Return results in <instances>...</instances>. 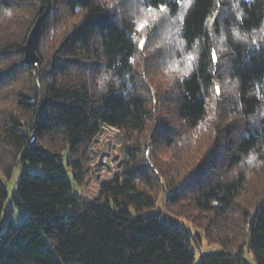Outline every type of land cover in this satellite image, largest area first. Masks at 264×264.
<instances>
[{"label": "trees", "instance_id": "obj_1", "mask_svg": "<svg viewBox=\"0 0 264 264\" xmlns=\"http://www.w3.org/2000/svg\"><path fill=\"white\" fill-rule=\"evenodd\" d=\"M103 125L124 158L84 201L72 182ZM0 156L44 166L17 180L20 223L3 217L0 180V264H192L173 205L193 188L196 208L224 217L209 226L221 249L198 264H246L245 247L264 264V186L239 198L264 162V0H0ZM159 200L165 216L143 214Z\"/></svg>", "mask_w": 264, "mask_h": 264}, {"label": "rangeland", "instance_id": "obj_2", "mask_svg": "<svg viewBox=\"0 0 264 264\" xmlns=\"http://www.w3.org/2000/svg\"><path fill=\"white\" fill-rule=\"evenodd\" d=\"M126 5L128 4H124L122 7H125ZM166 35L169 36V33ZM91 148L93 152V161L91 162L90 173L85 178L87 180L83 184H80V186L72 182L73 190L76 193H80L82 200L84 201H91L98 195L100 184L103 181L111 180L115 176L120 167V163L124 158V147L121 135L119 130L115 127L111 128L103 125L101 127L100 134L92 142ZM3 158V156H0V180L6 184L8 191L3 217L6 219H12L15 223H20L26 216V212L22 211L18 205L12 202V194L14 193V189L17 185V180L24 168H27L31 172L42 173L44 166L40 163L31 164L25 162L14 166L12 169L11 165L14 161L13 157L5 159L4 163L2 162ZM235 167L237 170L243 169L242 165H235ZM9 173L11 174L9 175ZM245 175L249 179L248 182L251 181L254 183V189L247 190L243 193L244 195L242 194L243 196L239 198L242 206H249L255 199L254 193L257 192L256 189L264 186V162L262 167L260 166L259 169L255 167L254 169L249 170V173L245 171ZM195 180L198 181L197 179H194L189 184L191 187L197 183ZM251 190H254V193L250 192ZM186 193H190V190L187 189ZM196 196L197 192L195 193V188H193L189 196L182 200L180 207L173 205L174 210L178 214L177 218H174L173 224L184 230H189L192 233L189 247L194 253V260L192 264H198L202 253L213 252L221 249V246L217 242H214L219 239L216 236V234H220L219 231L216 229V233L213 234L211 233L209 226L216 227L219 218H224L217 212H206L196 208L192 200L193 197ZM157 210H160L161 216H165V213H168L162 203V200H159L155 207L145 210L143 214H148L149 212ZM234 219H238V215L232 218V221H234ZM196 224L201 227L207 226L210 234L209 240L204 238L203 229H200ZM243 258L246 264H257L252 252L247 247L244 248Z\"/></svg>", "mask_w": 264, "mask_h": 264}, {"label": "water", "instance_id": "obj_3", "mask_svg": "<svg viewBox=\"0 0 264 264\" xmlns=\"http://www.w3.org/2000/svg\"><path fill=\"white\" fill-rule=\"evenodd\" d=\"M42 15H39L35 20L32 28L30 29L25 43L22 46L23 61L26 63H35L38 60V56L35 51V44L39 33V27Z\"/></svg>", "mask_w": 264, "mask_h": 264}, {"label": "snow or ice", "instance_id": "obj_4", "mask_svg": "<svg viewBox=\"0 0 264 264\" xmlns=\"http://www.w3.org/2000/svg\"><path fill=\"white\" fill-rule=\"evenodd\" d=\"M143 27H144V25H141L140 28H139L138 30H142ZM144 43H145L144 40H141V41H140V47H141V48H143ZM212 58H213V60H215V54H214V53H213V57H212ZM217 94H219V88H217ZM251 159H254V157L251 158ZM251 159L249 160V162H251Z\"/></svg>", "mask_w": 264, "mask_h": 264}, {"label": "built area", "instance_id": "obj_5", "mask_svg": "<svg viewBox=\"0 0 264 264\" xmlns=\"http://www.w3.org/2000/svg\"><path fill=\"white\" fill-rule=\"evenodd\" d=\"M106 126H107V125H106ZM109 127L114 128V127H112V126H109Z\"/></svg>", "mask_w": 264, "mask_h": 264}]
</instances>
